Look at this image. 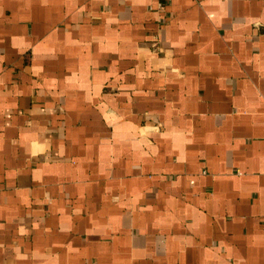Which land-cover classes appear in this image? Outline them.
<instances>
[{"label": "crops", "instance_id": "crops-1", "mask_svg": "<svg viewBox=\"0 0 264 264\" xmlns=\"http://www.w3.org/2000/svg\"><path fill=\"white\" fill-rule=\"evenodd\" d=\"M0 264H264V0H0Z\"/></svg>", "mask_w": 264, "mask_h": 264}]
</instances>
